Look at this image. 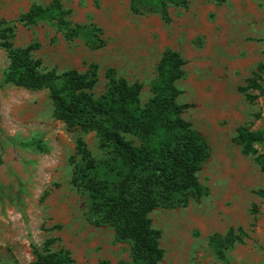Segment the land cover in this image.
Here are the masks:
<instances>
[{
    "label": "rangeland",
    "instance_id": "obj_1",
    "mask_svg": "<svg viewBox=\"0 0 264 264\" xmlns=\"http://www.w3.org/2000/svg\"><path fill=\"white\" fill-rule=\"evenodd\" d=\"M49 2L0 0V24L13 27L14 46L39 43L34 56L47 70L85 71L96 64L95 95L105 90L111 68L116 76L142 84L144 102L163 51L177 50L185 60L176 100L189 104L183 116L209 146L197 174L207 194L150 213L161 231L160 264H223L212 237L231 227L244 233L226 246L230 260L264 264V170L234 139L239 125L264 129V93L253 91L258 95L250 102L239 89L264 64V0H188L186 7L169 6L167 19L158 11L133 12L130 0H61L71 10V23L102 29L100 48L89 47L81 36L66 40L52 22L18 20L32 3ZM7 64L0 45V264H30L48 237L58 238L77 264L131 261V241L118 239L111 226L91 223L89 193L76 185L82 167L79 139L95 160L107 156L96 132L55 117L46 88L4 83ZM261 76L264 86V72ZM32 138L41 139L45 150L20 144ZM254 146L264 152V142Z\"/></svg>",
    "mask_w": 264,
    "mask_h": 264
},
{
    "label": "trees",
    "instance_id": "obj_2",
    "mask_svg": "<svg viewBox=\"0 0 264 264\" xmlns=\"http://www.w3.org/2000/svg\"><path fill=\"white\" fill-rule=\"evenodd\" d=\"M187 4L188 0H130L133 12L158 11L165 19L169 17V6ZM70 13L61 0H50L45 5L32 3L18 20L25 25L49 21L66 40L81 36L91 48L104 46L99 26L71 23ZM13 36V27L0 24V45L8 57L2 81L30 89L46 88L55 117L69 127L94 130L100 147L107 153L99 162L85 142L78 140L82 167L76 185L89 193L91 223L111 226L118 239L131 241V261L117 264H160L164 256L161 231L153 226L150 213L159 207L186 206L190 200H199L207 194L197 174L209 158V146L203 134L183 116L189 104H179L176 100L179 95L176 82L185 74V60L177 50L165 49L156 64V76L150 82L151 95L142 102L140 82L130 83L109 68L105 72V90L95 95L96 64L90 63L85 71L47 70L34 56L39 43L14 46L10 40ZM262 72L264 64L259 63L246 86L239 88L250 102L257 93H264ZM234 139L264 170V152H258L254 146L264 142V129L250 130L239 125ZM20 144L45 150L39 138ZM237 231L231 227L225 235L212 237L213 248L223 264H234L225 248L242 240L244 232L240 228ZM57 241L56 237L46 238L30 264H77L71 252ZM98 264L109 261L102 259Z\"/></svg>",
    "mask_w": 264,
    "mask_h": 264
}]
</instances>
